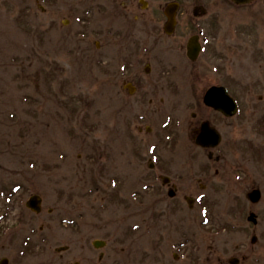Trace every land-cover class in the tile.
<instances>
[{
	"label": "rangeland",
	"instance_id": "374dc122",
	"mask_svg": "<svg viewBox=\"0 0 264 264\" xmlns=\"http://www.w3.org/2000/svg\"><path fill=\"white\" fill-rule=\"evenodd\" d=\"M124 5L123 0H0V229L13 227L18 238L13 253L3 247L5 237L0 239V258L11 253L19 264H188L211 246L240 256L250 247L237 250V245L256 244V258L262 259L256 264H264V133H257L247 114L264 94V62L251 60V47L237 49L250 39L234 38L230 30L232 22L248 18L239 21L227 3L211 8L226 22L231 40L224 43L234 55V73L243 68L237 71L242 83L229 82L242 99L243 115L238 122L220 121L226 124V159L206 189L198 171L206 154L197 150L190 160L192 149L177 155L163 151L170 166L162 173L197 197L193 208L183 201V214L171 215L165 210L173 200L167 188L159 193L137 182L150 180L149 161L125 168L132 101L126 89L128 48L150 29L132 22ZM181 57L182 62L169 60L187 75L179 113L190 122L209 82L205 67L197 76L187 56ZM144 66L135 71L144 73ZM194 79L197 89L191 88L190 97ZM149 139L138 145L145 154ZM254 187L262 191L257 203L248 197ZM203 192L210 198L200 200ZM35 193L43 198L40 213L26 205ZM251 211L258 213V224L248 219ZM193 233L195 252L190 242L175 257V245ZM97 240L106 243L97 248ZM27 242L35 248L26 249ZM101 252L106 254L99 263Z\"/></svg>",
	"mask_w": 264,
	"mask_h": 264
},
{
	"label": "flooded vegetation",
	"instance_id": "af4514ba",
	"mask_svg": "<svg viewBox=\"0 0 264 264\" xmlns=\"http://www.w3.org/2000/svg\"><path fill=\"white\" fill-rule=\"evenodd\" d=\"M126 9L133 14V20L137 26H142L150 29V35H138L133 45L128 48V62L125 68L129 82L126 85L128 94L132 98L127 108V135L125 146H127V154L125 158V168L132 170L136 163H141L143 160L149 161V171L145 176L150 177V180H138L143 187L157 188L160 193L164 188L168 189V195L171 200L168 207L165 208L167 213L171 215L185 210V206L181 205L185 201L191 208L194 202H197V197H193L185 193L179 183L173 180V176L163 174L162 172L168 169L169 162L163 158V151H173L176 155L187 150H194L189 154L190 160L194 158L195 151L199 150L206 154L207 160L198 165V171L201 177L206 180L203 188L208 187V182L219 176L221 166L226 159V124L220 123L234 120L241 121L243 115V102L240 96L232 89L229 82H238L240 80L233 71V65L236 63L234 55L226 51L227 46L225 40L229 43L231 38L227 36L225 27L226 22L223 20V15L216 9H211L214 6H219L220 3H227L229 12L234 8L238 11L239 21L247 17L246 21L239 24L232 22L231 34L234 38L247 36V44L237 46L240 51L251 47V60L256 63L264 62V27H261V22H264V0H250L248 2H237L235 0H123ZM226 6V9L228 7ZM250 8V9H249ZM167 11L173 14L175 18V26L172 34H168L165 27L169 23ZM229 18L232 13L227 14ZM225 15L224 19L227 17ZM235 21V20H231ZM233 39V37H232ZM227 43V44H228ZM186 55L190 61L193 74L202 76L201 67H205L207 71L204 74L209 82L208 85L202 87L201 101L196 103L197 111L192 113L194 120L188 122L183 115H180L179 104L184 102V94L187 93V86L184 84L186 74L182 71L179 65L172 64L169 59H175L182 62V54ZM170 57V58H169ZM202 60V64H200ZM158 63V66L155 65ZM238 62V61H237ZM141 64H144L143 71L139 70ZM225 66V68H224ZM228 66L231 72L227 71ZM264 66V63H263ZM235 68V67H234ZM199 70V71H197ZM226 70V71H225ZM264 71V69H263ZM222 74V77L215 76V73ZM228 72V74H227ZM141 73V74H140ZM196 76L197 79H199ZM241 81V80H240ZM242 83V81H241ZM249 87L253 88L254 84ZM191 88L197 89L195 79L188 87V94L192 95L194 91ZM200 90V91H201ZM253 91H255L253 89ZM191 93V94H190ZM134 104L137 110L133 108ZM188 106H191L190 104ZM191 111L194 108L190 109ZM257 113V116L253 115ZM250 117L253 118L251 125L256 127L257 133H264V94L259 95V100L256 101L252 111H247ZM156 120H160L156 124ZM248 122H250L248 120ZM260 125L263 126L260 128ZM260 131V132H259ZM263 132V133H262ZM149 136V137H148ZM152 139H149L151 138ZM150 140L148 154L143 153L140 144ZM141 142V143H138ZM239 154V153H238ZM139 166V167H138ZM138 168L142 164H138ZM134 168L136 170H140ZM238 172V171H235ZM180 178H185L180 174ZM199 178L200 180H203ZM162 185L159 187V185ZM191 191V187H189ZM253 189L260 190V196L257 201H253L248 193L249 200L257 203L262 198V191L259 187ZM252 189V190H253ZM181 200L175 202L174 199ZM208 197V192L201 193L200 200ZM52 209H50L51 211ZM164 209H162L163 211ZM255 213V211H251ZM256 216L258 213H255ZM248 215V219H249ZM177 219V218H176ZM191 230V229H190ZM5 237L6 248L11 247L12 253L18 244L17 233L12 227L0 229V239ZM184 239L182 243L175 245L178 250L175 257H181L179 252L185 251V246L191 242L192 248L190 252H195V233ZM252 241L258 239V235ZM211 246L203 255L198 253V261L193 254L188 264H256L262 262L261 258H256L259 251L255 249L256 244L249 246L239 244L237 250H243L250 247L248 253L224 254L225 249H213ZM203 244L198 246L202 251ZM235 250V251H237ZM105 252L99 254L100 262L105 256ZM253 256V257H252ZM11 253L0 258V264H19V260ZM250 257L256 258L250 261ZM264 257V256H263ZM262 257V258H263ZM254 261V262H253ZM76 264H80L79 261Z\"/></svg>",
	"mask_w": 264,
	"mask_h": 264
},
{
	"label": "water",
	"instance_id": "95a60500",
	"mask_svg": "<svg viewBox=\"0 0 264 264\" xmlns=\"http://www.w3.org/2000/svg\"><path fill=\"white\" fill-rule=\"evenodd\" d=\"M237 1H246V0H237ZM171 27L172 26L167 27V30L169 32L172 30ZM251 196H252L253 200H257L259 198V196H260V193H259V191H256V192L251 193ZM40 201H41L40 198H38L37 196H34L29 201V205L32 206L36 210H40V208H39V202ZM33 205H35V206H33Z\"/></svg>",
	"mask_w": 264,
	"mask_h": 264
}]
</instances>
